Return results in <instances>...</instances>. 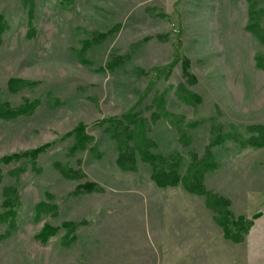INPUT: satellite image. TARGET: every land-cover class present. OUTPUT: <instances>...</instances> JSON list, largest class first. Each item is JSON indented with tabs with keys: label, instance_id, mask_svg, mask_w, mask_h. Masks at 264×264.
<instances>
[{
	"label": "rangeland",
	"instance_id": "rangeland-1",
	"mask_svg": "<svg viewBox=\"0 0 264 264\" xmlns=\"http://www.w3.org/2000/svg\"><path fill=\"white\" fill-rule=\"evenodd\" d=\"M250 6L249 0H0L8 20L0 44V99L13 107L26 98L39 102L30 113L0 117V157L54 143L40 155L38 171L23 159L0 164V213L4 186L15 185L20 200L16 230L0 239V264H264V145L225 138L214 146L219 164L206 174L208 189L228 197L236 214L262 213L236 242L225 236L204 195L182 185L159 187L142 161L136 170H123L108 124L136 112L150 122L157 151L186 157L203 152L212 117L227 133L231 124L255 133L248 129L264 125V70L254 57L264 55V43L246 27ZM260 9L264 30V0H255ZM176 53L190 60L197 82L187 88L201 102L177 96L184 81L180 62L168 78L152 80L154 68ZM12 77L35 84L12 92ZM159 97L184 121H199L188 129V145L165 116L156 118ZM79 122L95 137L100 156L68 152L73 138L61 136ZM56 160L85 176H65ZM19 167L25 170L14 172ZM88 180L102 189L76 194ZM40 200L56 203V214L36 219ZM64 220L83 223L72 245L62 244L64 229L45 244L34 238L45 222ZM8 229L0 220V234Z\"/></svg>",
	"mask_w": 264,
	"mask_h": 264
},
{
	"label": "trees",
	"instance_id": "trees-1",
	"mask_svg": "<svg viewBox=\"0 0 264 264\" xmlns=\"http://www.w3.org/2000/svg\"><path fill=\"white\" fill-rule=\"evenodd\" d=\"M249 1L251 2L250 16L246 27L264 43V30L259 19L262 10L255 11V0ZM28 14L31 24L33 22V19H31L33 17V7ZM7 28L8 20L3 14H0V44L3 42L2 35ZM254 58L256 66L264 70V55L262 53H256ZM178 62L181 65L184 81L179 82L176 86L175 92L177 96L189 104L201 102V95L187 88L188 85L197 82V77L192 72L191 62L186 56H181L179 53H176L174 58L169 62L156 66L152 80L156 81L162 76L168 78L172 73L173 67ZM33 84H35L34 81L12 77L8 80V89L16 92L21 88ZM157 100L160 106V112L158 114L156 113V118H158L157 116H165L172 125L176 126L179 139L185 145H188L191 142V135L188 129L198 126L199 121H184L182 116L164 108V97H159ZM38 103L37 100L26 98L22 105L13 107L9 102L0 99V117L10 118L23 112L30 113V111H33L38 106ZM121 116V118L111 117L108 119L111 135L118 142L117 164L123 170H136L139 161L145 162L150 165V176L159 187L182 185L192 193L204 195L207 206L214 211L215 219L222 226L225 236L236 242L243 240L254 224V220L261 216L262 213L254 212L250 217L243 214H236L231 208V200L228 197L213 193L208 189L205 182L206 174L217 169L219 164L215 151H213L215 145L223 143L225 138H232L233 142L238 145L262 146L264 145V125L252 126L248 131L254 128L255 133L247 134L237 126L231 124L229 128L231 133H227L221 130L222 126L220 125L221 123L217 122V117H212L209 128L210 140L205 145L203 152L199 153L197 150H191L188 157H186L178 150L168 153L157 151L155 149L157 145L156 141L148 135L150 122L145 117L138 116L136 112L124 113ZM156 118L152 120L155 121ZM61 138H73V142L68 147L70 154L88 150L92 155H101L95 142V137L87 132L84 122H79L73 129L65 132ZM53 144V142H46L35 148L5 154L0 157V164H7L23 159L24 163L29 164L32 170L38 171L40 167L37 166V161L40 155ZM185 163L186 166L184 168ZM54 167L59 168L65 176L70 178L85 176L83 170L63 166L59 160L54 161ZM24 170L25 167H19L14 172L17 173ZM101 189L102 187L97 182L88 180L79 183L74 188V192L77 194L85 191H99ZM18 191L17 187L13 184L4 186L3 206L5 209L0 213V220L6 222L9 229L5 234H0V239L9 236L17 228L16 208L20 203ZM57 209L58 205L56 203L40 200L35 207V217L36 219H40L42 214L46 212L56 214ZM81 224H83L82 221L76 220H64L57 225L51 222H45L34 235V238L40 243L45 244L57 235L61 229H64L61 242L65 246H70L77 240L78 235L76 229Z\"/></svg>",
	"mask_w": 264,
	"mask_h": 264
}]
</instances>
